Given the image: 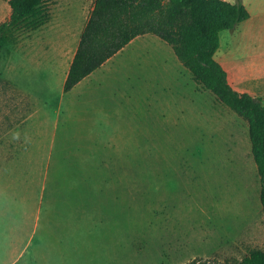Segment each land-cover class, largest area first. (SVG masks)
I'll list each match as a JSON object with an SVG mask.
<instances>
[{
  "label": "rangeland",
  "instance_id": "1",
  "mask_svg": "<svg viewBox=\"0 0 264 264\" xmlns=\"http://www.w3.org/2000/svg\"><path fill=\"white\" fill-rule=\"evenodd\" d=\"M244 2L251 18L221 32L216 57L262 78L264 0ZM19 34L0 50V264H225L264 249L242 117L173 68L154 107L34 112L5 77Z\"/></svg>",
  "mask_w": 264,
  "mask_h": 264
},
{
  "label": "trees",
  "instance_id": "2",
  "mask_svg": "<svg viewBox=\"0 0 264 264\" xmlns=\"http://www.w3.org/2000/svg\"><path fill=\"white\" fill-rule=\"evenodd\" d=\"M49 1L10 0L12 15L0 23V50L13 41L16 32H32L48 23L52 17ZM250 17L242 0H96L64 90L70 91L136 37H159L203 89L248 123L264 213V98L235 90L216 58L221 32ZM188 264L205 263L194 260ZM225 264H264V249H254L242 260Z\"/></svg>",
  "mask_w": 264,
  "mask_h": 264
},
{
  "label": "crops",
  "instance_id": "3",
  "mask_svg": "<svg viewBox=\"0 0 264 264\" xmlns=\"http://www.w3.org/2000/svg\"><path fill=\"white\" fill-rule=\"evenodd\" d=\"M9 1L0 0V23L12 15ZM95 2L50 0L47 5L51 20L35 31L20 32L18 58L7 62L5 77L18 87L20 101L34 112H138L141 102L155 106V85L161 86L172 68L186 76L188 70L174 50L159 37L146 34L133 39L65 92V82ZM217 60L235 90L264 98V77L253 69L252 63L244 61L229 66ZM165 72L168 74L164 75Z\"/></svg>",
  "mask_w": 264,
  "mask_h": 264
}]
</instances>
